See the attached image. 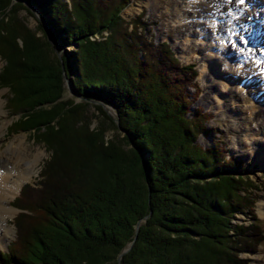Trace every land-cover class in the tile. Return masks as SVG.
Segmentation results:
<instances>
[{
  "label": "trees",
  "instance_id": "trees-1",
  "mask_svg": "<svg viewBox=\"0 0 264 264\" xmlns=\"http://www.w3.org/2000/svg\"><path fill=\"white\" fill-rule=\"evenodd\" d=\"M127 2L0 0V14L9 7L28 10L26 5L32 6L53 43L62 46L64 72L82 98L76 104L69 99L64 104L66 114L77 111L78 118L88 100L101 101L114 108L120 127L132 137L125 135L132 145L130 155L118 145L104 146L99 134L84 127L65 138L74 130L73 120L61 130L49 129L56 111L48 109V116L41 118L36 107L42 109L43 102L51 106L58 97L59 60L47 61L52 48L44 28L39 25L45 38L41 48L40 39L22 24L11 28L0 15V32H17L11 37L0 34L5 49H11L4 54L7 64L0 82L12 89L9 106L21 112L18 120L28 116L17 127L39 130L47 125L44 137L58 139L63 158L54 157V162L64 174L56 184L49 183L44 198L33 208L39 220L25 229L14 252L0 253V264L242 262L236 258L240 249L233 234L243 236L244 229L231 221L242 211L240 192L250 183L241 174L244 163L236 157L226 159L218 143L207 148L197 143L198 135L208 132L207 115L196 112L189 117L185 93L186 82L196 71L180 65L165 43L155 48L147 42L139 45L143 39L126 32L119 15ZM104 31L111 35L91 38ZM18 33L23 46L13 40ZM70 44L75 47L68 49ZM129 158L141 175L135 185L127 183L130 176H123ZM148 214L136 229L137 221Z\"/></svg>",
  "mask_w": 264,
  "mask_h": 264
},
{
  "label": "rangeland",
  "instance_id": "rangeland-1",
  "mask_svg": "<svg viewBox=\"0 0 264 264\" xmlns=\"http://www.w3.org/2000/svg\"><path fill=\"white\" fill-rule=\"evenodd\" d=\"M135 1L138 0H128L126 6L119 13L121 19L125 22L123 25L125 31L139 35L143 39L139 41V45L147 42L155 48L159 43H165L175 54L180 65L192 66L197 73V76H194L190 82L187 81L185 86V93L190 102L189 117L196 114V112L207 115L205 124L208 132L200 133L197 137V143L203 148L212 147L215 143H218L225 152L226 159L236 157L244 163H242L241 174L247 180H250V183L248 187L243 189L244 191L240 192L244 194V201L241 205L243 209L241 212H237L231 221L234 226L240 225L244 229V231L242 229L243 236L238 233L233 234V240L237 242L238 250L240 249L236 258L241 259L242 262L232 264H264V217L261 214V211H264L262 209L264 208V162L259 158V156L264 155V103L259 102L260 106L257 99L251 102L252 97L254 98L256 95L255 82L246 79L260 77L264 83V39L256 44L255 41L244 37L242 34V32L250 29L249 22L252 17L250 15L252 10L250 6L247 7L248 0H244L243 3H240V0H140L143 2L140 9L136 13L127 14V10ZM209 1L217 5H220L221 1L223 5L236 3L235 6L230 7L231 9L229 8L231 11L225 8L226 13L228 12L233 18V22L228 21V14L226 13L212 9L207 10V7L211 6ZM26 7L28 10H11L9 7V11H3L0 15H3L4 20L9 21L8 24L11 28L15 26V23L22 24L23 28L33 33L36 39H40L38 42L41 43V48H44L45 38L39 25L45 29L47 41L52 48V50H48L47 61L50 64L52 59L59 60L58 73L60 81H62V88L55 93V95L58 94V97L54 103L50 106L49 103L43 102L44 107L42 106V109L36 107L37 113H40L41 118H46L45 116H48L49 110L56 111L52 114V120L49 121L48 125L52 126L49 129L57 128L61 130L64 125L66 127L72 125L71 120L75 121L76 124L72 125L74 130L70 133L67 132L65 138L70 134L76 135L84 127L92 134H99L104 146H108V144L118 145L125 152L132 155L131 142L127 143L125 141L127 133L119 128L120 125L115 110L110 105L104 103L105 107H103L97 102L98 100H88L87 105H82L81 111L79 110L78 118L77 111L66 114L65 111L68 107L64 104H67L71 98L75 104L81 103L82 98L68 89V86L71 88L72 86L70 81H66V79L69 80L66 75V79L64 78L65 72L61 60L62 46L53 43L40 13L28 4ZM245 19H247L246 22ZM234 21L240 27L238 30H236L237 27H233ZM261 24L264 28V22ZM181 26L187 27L180 28ZM221 29L226 32H221ZM234 30L236 32H232ZM16 33L0 32L2 35L10 37ZM21 33L26 34L29 32ZM228 33H234L235 38L224 45L222 54L217 55V57L220 59V66L224 73H228L229 76L233 72L238 75L242 74L245 78L244 85H240L236 80L230 83L228 79L220 77L218 73H212L210 71L211 66L208 68L203 59V54L210 53L208 47L210 42L216 39L213 42L214 45L220 46L222 39ZM259 33H262V31ZM108 35H111V32L104 31L94 34L91 38L100 40ZM261 35L260 38L264 37V33ZM13 40L18 46H23V39L19 33ZM74 47L73 44L67 46L68 49ZM5 48L1 38L0 75L4 72L7 64L4 54L11 52V49L8 51ZM229 50H232V55ZM138 51V55L144 59L142 51L140 49ZM154 52L151 53L154 55ZM51 74L48 78L50 86L54 82ZM232 91L234 92L232 93ZM0 95L6 111V116L0 118V122L7 120L6 127H4L0 136L1 148L5 149L7 144L16 136H23L24 142H26L25 145L32 149L33 153L42 152V161L36 167V174L31 179L23 181L15 197L6 203L10 208H14L15 212L12 217H7L3 221L5 225L12 229V232L6 238L4 245L0 246V253L10 254V252H14V248L23 238L25 229L35 223L37 219L39 220L33 208L35 205H39L38 203L42 197L44 198L49 183L54 182L56 184L64 175L61 172L62 168L58 166L57 162H54V157L56 160L63 157L58 152V139L51 138L50 140L44 137L46 132H49L47 125H42L39 130L17 127L20 120H27L26 117L28 116H23L18 120L21 112H16L9 106V101L13 96L12 89L8 85H2L1 82ZM262 101L264 102V100ZM98 105L103 108L107 116L102 114L97 107ZM239 108H241L243 114L236 117L232 111ZM252 132H255L256 135L251 138ZM48 140L51 142L48 143ZM110 142L114 144H110ZM47 162H50L49 170L46 167ZM131 162L130 158L128 159L130 166L127 161L124 162L126 164L123 167H127L128 170L123 171V176H130L127 183L131 182L135 185L138 181V175H141L138 173L137 167L132 168ZM46 193H49V191ZM0 224H3L2 221H0ZM230 233H233V231ZM245 247H248V250L242 251ZM117 259H119V255ZM225 262L220 264H230L227 261Z\"/></svg>",
  "mask_w": 264,
  "mask_h": 264
},
{
  "label": "bare ground",
  "instance_id": "bare-ground-1",
  "mask_svg": "<svg viewBox=\"0 0 264 264\" xmlns=\"http://www.w3.org/2000/svg\"><path fill=\"white\" fill-rule=\"evenodd\" d=\"M210 2V7H207V10L212 9L216 11H221L223 13H226L225 8L229 10L230 7L235 6L236 3H233L231 5H223L220 2V5L213 4V2ZM225 2V1H224ZM234 2V1H232ZM142 1L138 0L133 3L129 9L127 10V14H132L136 13L141 5ZM246 3V2H245ZM264 2L262 0H248L247 1V7L250 6L252 13L250 14L251 20H250V29L247 30L246 32H242L244 37L251 39L255 41V43H259L264 39V37L260 38L264 33V28L262 27V22H264ZM249 7V8H250ZM231 9V8H230ZM250 10V9H249ZM260 10V11H259ZM231 11V10H229ZM196 14V13H195ZM228 14V21L233 22V18L231 15L227 12ZM184 17V16H183ZM218 18V16H216ZM256 17V19H255ZM259 17V18H257ZM247 19H245V22ZM187 26H181L180 28H185ZM229 27V26H228ZM232 27V25H231ZM233 27L240 28L238 26V23L234 21ZM262 27V28H261ZM233 29V28H232ZM236 30L232 32H236ZM243 30V29H241ZM262 33H259L261 32ZM221 32H226L223 29H221ZM231 32V31H230ZM258 33V35H257ZM234 33H228L226 37H222V43L220 46H215L214 41L216 39H213V42H210V45L208 46L210 49L209 54H203L204 60L206 62V66L209 68L212 73H218L220 77L228 79L230 83H233L234 80L238 82L240 85L245 84V78L242 76V74H237L236 72H233L231 76L228 75V73H224L221 66H220V59H218L217 55L222 54L224 45L227 44V42L233 40L235 36L233 35ZM201 38V36H199ZM259 46V45H258ZM215 50V51H214ZM230 54L232 50H229ZM246 53V52H245ZM244 53V54H245ZM240 67V66H239ZM230 74V73H229ZM229 76V77H228ZM248 80H253L255 82V97H252L251 102H253L254 99H257L258 104L261 106L262 103H264L262 100H264V83L262 82L260 77L256 78H246ZM252 81V84H253ZM234 91H232L233 93ZM261 102V104L259 103ZM234 109V108H232ZM234 116H239L243 114V111L241 108L235 109L232 111ZM3 116H6V111L4 110V103L3 99L0 95V118ZM6 119V118H5ZM245 122V121H244ZM7 120H2L0 122V136L3 133L4 127H6ZM247 133V132H246ZM255 132L251 133V138L255 136ZM132 138V137H131ZM26 142H24V137L23 136H16L14 139H12L6 146L5 149L1 148V140H0V221H2L3 224H0V246L4 245L6 238H8V235L11 234L12 229L5 225L3 222L5 218L7 217H12V215L15 212L14 208H10L6 203L11 201L13 197L18 193L22 182L25 180H29L36 174L37 171V166L40 164L42 161V152L38 151L36 153H33L32 149L27 147L25 145ZM258 155V154H257ZM261 155V154H259ZM264 155L259 156L261 160L264 162ZM263 206V205H262ZM264 209V208H262ZM261 209V210H262ZM262 216L264 217V211H261Z\"/></svg>",
  "mask_w": 264,
  "mask_h": 264
},
{
  "label": "water",
  "instance_id": "water-1",
  "mask_svg": "<svg viewBox=\"0 0 264 264\" xmlns=\"http://www.w3.org/2000/svg\"><path fill=\"white\" fill-rule=\"evenodd\" d=\"M62 66H63V63H62ZM65 75H66V74L64 73V78L66 79V76H65ZM66 81H69V80L66 79ZM68 89H69L70 91L74 92V90H72V88L69 87V86H68ZM74 93H75V92H74ZM75 94H76V93H75ZM97 102H99L103 107H105V104L102 103L101 101H97ZM119 128L121 129L120 126H119ZM123 131H125V130H123ZM125 132H126V131H125ZM126 133H127V135H128V138L131 140V135H130V133H129V132H126ZM148 217H149V214H148V215H145V216L142 217V218H140V219L137 221V223H136V228L139 226V224H140L141 221L147 219ZM131 246H132V242L129 244V246H128L127 248H125V249L122 251V253H124V252H126L127 250H129ZM122 253H121V254H122ZM121 254H120V255H121ZM120 255H119V258H120Z\"/></svg>",
  "mask_w": 264,
  "mask_h": 264
},
{
  "label": "snow or ice",
  "instance_id": "snow-or-ice-1",
  "mask_svg": "<svg viewBox=\"0 0 264 264\" xmlns=\"http://www.w3.org/2000/svg\"><path fill=\"white\" fill-rule=\"evenodd\" d=\"M244 2V0H240V3H243Z\"/></svg>",
  "mask_w": 264,
  "mask_h": 264
}]
</instances>
